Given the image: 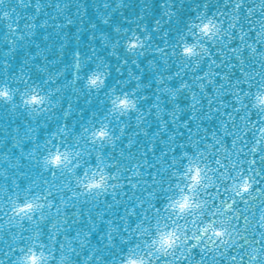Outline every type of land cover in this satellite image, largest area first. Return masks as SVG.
I'll return each instance as SVG.
<instances>
[{
  "label": "snow or ice",
  "instance_id": "snow-or-ice-1",
  "mask_svg": "<svg viewBox=\"0 0 264 264\" xmlns=\"http://www.w3.org/2000/svg\"><path fill=\"white\" fill-rule=\"evenodd\" d=\"M4 2L0 0V4ZM18 2L24 6V0ZM218 3L221 7L210 12L205 0L189 22V34L196 35L193 29L199 31L196 43L189 44L180 36L176 45L181 48L185 68L191 65L196 72L204 64L202 74L194 77L199 81L197 87L202 92L209 86L213 89L207 113L200 119L215 121V114L226 117L218 121V130L203 129L207 134L204 139L209 142L201 146L188 137V143L170 148L169 160L161 163L156 159L153 163L149 153L155 159L156 145L151 142L154 134L138 158L119 153L132 163L133 171L126 165L122 168L118 160L113 161V156L105 152L106 145L115 147L120 138L108 123L84 128L74 143L63 138L54 143V134L53 140L48 141L51 147L45 146L39 166L53 180L65 174L74 177L75 188H68V183L61 188L59 183L35 179L23 189L16 181L12 187L0 186L3 214L0 245L7 249L0 251L3 256L0 264H72L70 254L78 255L72 247V237L64 235L60 242L59 220L51 216L53 209L59 217L61 207H67L68 199L61 194L64 189L71 192L73 199L85 198V203L89 197L112 195L115 205H124V215L120 216L122 227L112 219L106 221L108 229L103 240L111 250L109 256L101 255L98 247H91L84 251L81 264H264V0H218ZM2 16L11 20L8 11ZM17 21L18 18L7 23L9 31L19 30ZM24 27L30 31L32 25ZM150 39L134 36L128 41V48L142 50ZM172 54H176L175 49ZM221 67L226 68L222 76L214 71ZM216 77L222 82L217 83ZM104 78L105 72H93L87 77L89 88L100 89ZM190 87L182 82L180 89L171 90L172 95ZM121 96L112 100L113 114L137 110L135 99L128 93ZM225 96L233 101L230 112L221 110L229 107ZM191 97L190 120H196L201 101L195 92ZM13 99V90L6 84L0 85V100ZM45 100L46 96L35 88L23 93V104L33 110L47 111ZM214 101L218 105L215 108ZM171 115L175 122L176 113ZM142 123L143 118H138V124ZM182 126L191 131L189 121H183ZM126 130L127 125L122 126L120 135ZM66 131L65 125L62 132ZM142 132L148 136V130ZM178 135L181 134L176 132L169 139ZM81 140L96 150L86 151ZM134 145L129 138L127 148ZM160 155L167 157L168 152L161 150ZM93 157L94 163H89ZM144 169H149L146 179ZM125 170L131 171L127 185L121 182ZM141 184L147 186L146 195L136 196ZM126 186L134 190L131 196L123 191ZM121 193L127 197L126 201L116 199ZM45 221L49 224L47 240L42 239L40 228ZM93 227L94 224L83 233V238L80 231L75 233L82 251L91 244Z\"/></svg>",
  "mask_w": 264,
  "mask_h": 264
},
{
  "label": "water",
  "instance_id": "water-1",
  "mask_svg": "<svg viewBox=\"0 0 264 264\" xmlns=\"http://www.w3.org/2000/svg\"><path fill=\"white\" fill-rule=\"evenodd\" d=\"M207 2L210 12L221 7L218 0ZM203 3L205 0H24V6H21L18 0H5L0 4V85H8L14 93L11 102L0 100V186L12 187V182L16 181L23 189L35 179L59 183L61 188L68 183V188H75L74 177L65 174L53 180L40 168L45 146L51 147L48 141L53 140L54 134V143H59L62 138L74 143L84 128L101 122L108 123L120 136L115 147L105 146V152L113 156V161L118 160L122 168L126 165L133 171L132 163L119 153L138 158L154 134L151 142L156 145L155 159L149 153L153 163L156 159L161 163L169 160L170 148L188 143V137L201 146L209 142L204 139L207 134L203 129L218 130V121L226 120V117L215 114V121L200 119L207 113L213 89L209 86L202 92L197 87L199 81L194 77L202 74L204 64L196 72L192 71L191 65L185 68V61L176 47L180 36L190 43L196 42L197 30L193 29L196 35H192L187 27ZM5 11L10 13L11 20L3 18ZM16 18L19 30L9 31L7 23ZM26 24L32 25L30 31L24 27ZM134 36L142 39L150 36L151 39L146 41L144 49L133 51L128 48V41ZM157 48L164 49V53ZM216 59L220 62V57ZM98 70L105 72L104 86L89 88L87 77ZM214 71L222 76L226 68ZM216 80L222 82L220 77ZM182 82L191 87L178 91L175 96L172 91H164L165 88L178 90ZM32 88L48 96L50 106L45 105L47 111L33 110L23 104L24 91ZM192 92L201 101L197 105L199 115L196 120H190ZM113 93L130 94L137 101V110L124 115L113 114ZM225 99L229 107L221 110L230 112L232 98L225 96ZM212 106L217 107V102L214 101ZM172 113L178 118L175 122ZM138 118H143L142 124H138ZM183 121H189L191 131L182 126ZM65 125L67 131L62 132ZM124 125H127L126 133L120 135L119 130ZM145 129L148 136L143 135ZM176 132L181 135L170 140ZM129 138L135 143L131 149L127 148ZM80 143L86 151L96 150L85 140ZM161 150L167 151L168 156L161 157ZM89 163H94V157ZM148 171L144 169L145 179ZM164 176L167 179V174ZM130 177L131 171H123L121 182L127 185ZM146 188L141 184L136 196H145ZM123 191L131 196L134 190L126 186ZM61 194L68 199L67 207H61L59 217L53 209L51 216L59 220L60 242L64 235L72 237V247L78 253L70 254L72 264H81L84 251L91 247H98L101 255L108 257L111 250L105 247L103 240L108 229L106 221L112 219L122 227L120 216L124 215V205H115L112 195L89 197L85 203L83 197L73 199L68 189ZM116 199L126 201L127 197L121 193ZM128 206H131L130 201ZM93 224L91 244L82 251L78 239L83 238V233ZM40 228L42 239L47 240L48 222H41ZM77 231L81 232L80 238L75 237ZM6 250L0 245V251Z\"/></svg>",
  "mask_w": 264,
  "mask_h": 264
},
{
  "label": "clouds",
  "instance_id": "clouds-1",
  "mask_svg": "<svg viewBox=\"0 0 264 264\" xmlns=\"http://www.w3.org/2000/svg\"><path fill=\"white\" fill-rule=\"evenodd\" d=\"M193 20H194V19H193ZM198 35H199V31L197 30V36H198ZM202 41H204L203 43H206V42H207L206 40H202ZM187 43H189V44H194V43H190V42H188V41H187ZM195 43H196V42H195ZM136 50H138V49H136ZM136 50H135V51H136ZM200 50H201V49H200V47L198 46V47L196 48L197 53H199ZM179 51H180V53H181V48H179ZM193 59H195V57H193ZM99 71L104 72V71H102V70H99ZM95 72H96V71H95ZM89 76H90V75H89ZM104 83H105V78H104ZM104 83H103V85L101 86V88H103ZM87 84H88V80H87ZM92 89H95V88H92ZM37 91H38V90H37ZM164 91H165V92H170L171 90L165 88ZM39 94L42 95V96H46L45 105H48V96H47L46 94L40 92V91H39ZM117 97H121V98H122L121 94H115V93L112 94L111 106H112V100L115 99V98H117ZM129 97H130L131 99H135V98L132 97L130 94H129ZM135 100H136V99H135ZM136 105H137V101H136ZM131 111H133V110H131ZM131 111H129V112H131ZM161 111H162V109H161V110H158V111H157V115H160V112H161ZM129 112H128V113H129ZM71 260H72V257H71Z\"/></svg>",
  "mask_w": 264,
  "mask_h": 264
}]
</instances>
